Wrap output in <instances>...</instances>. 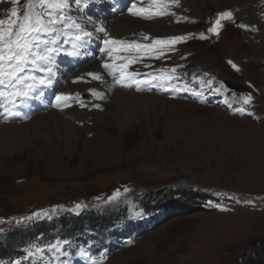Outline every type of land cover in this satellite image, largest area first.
<instances>
[{
  "label": "rangeland",
  "instance_id": "374dc122",
  "mask_svg": "<svg viewBox=\"0 0 264 264\" xmlns=\"http://www.w3.org/2000/svg\"><path fill=\"white\" fill-rule=\"evenodd\" d=\"M9 1L0 0V19L5 21L14 9ZM256 1L264 6V0ZM69 2L62 11L43 10L51 11L53 20L60 17L51 34L42 35L47 43L38 45L56 49L46 66L51 73L31 63L20 73L51 80V86L24 102L17 99L15 107L0 98L5 105L0 121L23 124L51 111L66 120L69 112L78 111L87 116L75 123L87 129L78 131L73 148L64 141L58 153H45L49 143L37 133L1 148L0 224L16 226L31 210L35 215L30 219L38 221L93 210L98 215L100 209L109 214V203L110 211H127H121L114 226L118 236L106 239V245L91 238L88 245L64 249L66 241L55 235L52 243L39 240L28 246L23 257L47 264H255L260 258L264 264V12H257L255 23L237 0L198 1L196 14L180 0L179 7L161 5L168 12L164 15L154 14L150 0ZM133 3L151 8V16L132 15L128 9ZM220 12L232 16L222 18ZM119 14L160 22L164 28H155L159 35L146 29L115 34L108 21ZM75 25L92 36L76 41ZM102 27L104 32L97 31ZM185 33L194 37H186L181 47L157 44L163 37ZM167 47L174 48L165 54ZM124 64L125 71L136 75L118 83L115 65ZM95 72L102 73L101 80L88 75ZM155 73L179 79L148 83ZM224 81L250 91L243 96ZM117 90L155 95L158 108L134 100L123 125L124 104L115 114L112 108ZM61 93L69 97L67 102L56 100ZM59 140L53 133V146ZM6 253L9 257L13 250Z\"/></svg>",
  "mask_w": 264,
  "mask_h": 264
},
{
  "label": "snow or ice",
  "instance_id": "6c2138e0",
  "mask_svg": "<svg viewBox=\"0 0 264 264\" xmlns=\"http://www.w3.org/2000/svg\"><path fill=\"white\" fill-rule=\"evenodd\" d=\"M14 3H19V0H13ZM76 4H80V0H75ZM151 5L156 6L154 12L155 15H164L167 14L166 9H161V5H175L180 6V0H150ZM39 6V10H36V6ZM71 6L69 0H28L27 10L24 15L21 17L17 9H13L10 13V18L5 21L0 19V85H3L0 88V98H3L7 103L11 104L13 107L16 106L17 99L24 102L29 98H34L43 87L51 86V80L45 81L41 77L27 76L22 77L20 73H23L29 63L35 68L41 70H47L51 73L52 69L47 67L51 64L52 57L56 52L55 48L45 47L40 49L38 47L41 43H47L43 41V34H51L52 25L60 22V17L57 15L56 19H52L51 11L45 13L44 9H57L62 11L63 9L69 8ZM35 10V15L33 12ZM134 16H140L143 18H148L149 14L153 12L151 8H137L136 4L133 3L128 9ZM222 18L231 17L232 13H221ZM47 16V19H45ZM15 18V19H13ZM91 20V18H89ZM7 24V27H5ZM75 24V21H73ZM79 29V33L74 36V39L79 42H83V38L92 36L91 32L86 31L83 28H80L79 25H75ZM217 26H219V21H217ZM241 27L247 28V25H241ZM215 31V28L210 29ZM97 31L104 32L103 28L97 29ZM147 38V37H145ZM183 37H172L167 41L157 40V44L163 43H175L182 41ZM109 41L105 40V43ZM116 43L115 41H112ZM68 55H73V53H68ZM31 57V59H29ZM117 59H126L122 57H117ZM5 61L9 63V71L5 73L4 64ZM13 63L15 67H13ZM105 68H109L110 65L105 63L103 65ZM115 67L120 72V79L118 83L126 80L128 78H135V73H129L125 71L128 67L127 64L124 65H115ZM175 70H173L174 72ZM5 75L8 77V83H5ZM89 76H92L93 79L100 80L101 76L98 73H88ZM179 79L178 77L173 76H157L153 77V81L159 80L161 83L170 82L172 79ZM21 81H23V86H21ZM183 90V89H181ZM57 101L67 102L69 97L63 93L57 95ZM5 106L3 102H0V107ZM59 106V105H57ZM96 107H99L98 105ZM13 115H18V113H12ZM38 215V214H37ZM30 219V218H25Z\"/></svg>",
  "mask_w": 264,
  "mask_h": 264
},
{
  "label": "bare ground",
  "instance_id": "6f19581e",
  "mask_svg": "<svg viewBox=\"0 0 264 264\" xmlns=\"http://www.w3.org/2000/svg\"><path fill=\"white\" fill-rule=\"evenodd\" d=\"M198 1H202L205 4H208L209 1H212V2L217 3V4L222 2V0H181V2H183L182 6H184V5L185 6H189L190 9L192 10V12H193V9L197 8ZM237 1H238L239 6H240V9L242 8V10H243L244 14L246 15V17L251 19L255 23H256V20L258 18L257 12H259L260 14L262 12H264V6H261V5L257 6L256 5V3H257L256 0H237ZM147 7H145V8H147ZM228 9H230V7ZM194 11L197 13V10H194ZM196 13H194V14H196ZM197 15H198V17L200 16L199 14H197ZM149 16H151V15H149ZM108 22H109V24L111 26L110 28L113 29L114 32H117L115 34H118V33H121V32H129L131 30H134V31L135 30L136 31L140 30L141 31L143 29H146V30H152L153 31L152 33H157L156 35H159L158 31L155 30V28L156 27H161V26H162L161 28H164L163 24L160 23V22L146 23V22H142V21H139V20L132 19L129 16L121 15V14L115 16L113 19L111 18ZM212 27H213V24H212ZM167 31H169V33H170V32H174L175 30L174 31H170L168 29ZM167 31H166V33H165V31H162L161 34L166 35ZM129 33H131V32H129ZM120 56H121V54H120ZM124 56H126V55L124 54ZM101 74L102 73L100 72V75ZM83 78H84V76H83ZM108 89L109 90L111 89L110 86H108ZM116 93L118 95L115 97L114 102L112 103V105H114V106H112V108L114 109V114H115L116 107L124 104L123 106L120 107V112H121L120 121H121V123L123 125H125V123H127L128 120H129V113H131L130 106L134 105V100L144 101L145 103L152 102L158 108V105H157L158 97L155 96V95H149V94L148 95H145V94L142 95V94H135L133 92H129L128 95H125V94H127V92L119 91V90H117ZM124 101H126V103H124ZM58 115H59L58 112H55V111H51V112H49L47 114H43L42 113V114L37 115L36 117L34 116L31 121H29L27 123H23V124L22 123H18V122L5 124V123H2L0 121V150H1V148L4 145H8L9 142H11L14 138L24 136L25 134L31 135L33 133H37L38 137H40L42 139H46L48 141V143H49L48 148H47L48 152H45V153H54V152L58 153L60 151V148L63 146L64 141H66L64 144L66 145L67 148H73L76 145V143L78 142V140H79V134L81 132H78V131L87 129L86 126L80 128L79 126L76 125L75 121L84 118L85 115L87 116V114L85 112H78V111L69 112V114H68L69 117L66 119L68 121H66L65 119L63 120L62 117H58ZM101 116L103 118L102 114H101ZM53 133H57V135L60 137V140L58 141V145L57 146H53V142L54 141H51V136H52Z\"/></svg>",
  "mask_w": 264,
  "mask_h": 264
},
{
  "label": "trees",
  "instance_id": "16d2710c",
  "mask_svg": "<svg viewBox=\"0 0 264 264\" xmlns=\"http://www.w3.org/2000/svg\"><path fill=\"white\" fill-rule=\"evenodd\" d=\"M9 3L14 5V8L17 9L21 17L27 10L28 3L25 5L24 0H19V3H14L13 0H10ZM5 27H7L6 24ZM30 215H35L33 214V210L26 212V217L21 215L20 217L22 218L20 221L16 222V226H10L11 224L4 226L0 224V264L39 263L42 259L30 260L23 257L26 253V248L33 243L38 242L39 240L44 244L52 243L55 239V235H59V242H71L77 237H80L82 232L85 233L87 224L92 225L93 227L102 228L111 224L114 218L119 216L116 213H113L110 217H107L105 214L97 215L96 211L93 210L88 215H82L81 213L79 215H73L69 217V219L62 218L60 221H57L54 218L52 220L45 218L41 221L36 219H25L30 218ZM9 250H13V253L8 257L6 251ZM28 252L31 254V251L28 250ZM260 260L255 264H261Z\"/></svg>",
  "mask_w": 264,
  "mask_h": 264
},
{
  "label": "water",
  "instance_id": "95a60500",
  "mask_svg": "<svg viewBox=\"0 0 264 264\" xmlns=\"http://www.w3.org/2000/svg\"><path fill=\"white\" fill-rule=\"evenodd\" d=\"M228 83H229V82H228ZM229 85H230L232 88H235V89H237V90H239V91L244 90V86H242V85L233 84V83H229Z\"/></svg>",
  "mask_w": 264,
  "mask_h": 264
}]
</instances>
